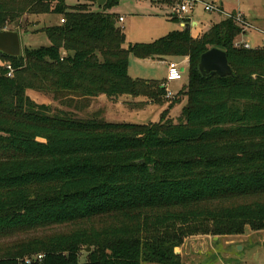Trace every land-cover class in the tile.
Returning <instances> with one entry per match:
<instances>
[{
	"label": "trees",
	"instance_id": "1",
	"mask_svg": "<svg viewBox=\"0 0 264 264\" xmlns=\"http://www.w3.org/2000/svg\"><path fill=\"white\" fill-rule=\"evenodd\" d=\"M77 1L0 0V27L26 14L60 17L44 30L48 46L0 54V239L23 236L0 264L38 255L31 264H180L174 250L188 236L264 230V47H235L245 33L231 18L197 38L182 28L125 46L107 12L117 0L95 11L97 0ZM211 49L226 54L231 77L201 76ZM130 56L186 58L187 86L168 104L163 83L128 77ZM28 91L168 109L148 125L83 120L51 114Z\"/></svg>",
	"mask_w": 264,
	"mask_h": 264
},
{
	"label": "rangeland",
	"instance_id": "2",
	"mask_svg": "<svg viewBox=\"0 0 264 264\" xmlns=\"http://www.w3.org/2000/svg\"><path fill=\"white\" fill-rule=\"evenodd\" d=\"M68 6L78 4L77 0H65ZM107 0H105L104 4ZM179 0H117V4L107 12L123 19L117 22V27L125 34V46L128 44H150L161 39L172 31L179 29V23L189 25L193 38L200 37L208 25L226 19V15L241 14L250 25L245 31L246 36L236 38L237 42L247 44L251 49L264 47L260 31L264 29V0H198L186 13L177 11ZM204 4L219 6L223 14L206 12ZM100 6V7H102ZM94 11L98 6L94 5ZM224 10V11H223ZM226 12V13H225ZM174 16V20L171 18ZM198 23L199 28L191 30L190 21ZM60 17L54 15H24L17 20L8 22L0 30L17 32L21 47V56L27 49H37L48 46L49 41L44 34L46 28L59 23ZM165 63H164V61ZM180 64L183 70L181 81L170 83L167 90L174 98L164 99L165 102L176 99L177 95L187 86L189 67L182 57H165L161 60H138L129 57L128 77L132 80L153 81L165 84L168 62ZM5 63V62H3ZM7 64V63H5ZM27 96L38 105L49 107L55 115L64 112L78 119L97 118L108 123L132 125H148L160 122L162 113L168 109V104L162 105L147 102L143 98L132 99L122 97L117 102L109 101L104 95L91 100H77L71 95L54 97L43 92L28 91ZM186 99L180 101L168 110L167 118L177 121L181 115ZM65 230L54 229L53 232ZM41 235V232H37ZM23 236L0 239V257L5 249ZM180 258V264H264V230L254 231L246 228L242 235L212 237L211 235H193L186 237L182 244L174 250ZM87 254L81 252L80 263L86 261ZM33 259V257L31 258Z\"/></svg>",
	"mask_w": 264,
	"mask_h": 264
},
{
	"label": "water",
	"instance_id": "3",
	"mask_svg": "<svg viewBox=\"0 0 264 264\" xmlns=\"http://www.w3.org/2000/svg\"><path fill=\"white\" fill-rule=\"evenodd\" d=\"M104 2L105 0H97L96 5L100 7ZM183 28H189V25H183ZM0 54L11 58L21 56L19 34L17 32L0 30ZM198 71L202 77L227 78L232 76L226 54L218 49H211L201 55ZM85 252L89 253L90 248H86Z\"/></svg>",
	"mask_w": 264,
	"mask_h": 264
},
{
	"label": "built area",
	"instance_id": "4",
	"mask_svg": "<svg viewBox=\"0 0 264 264\" xmlns=\"http://www.w3.org/2000/svg\"><path fill=\"white\" fill-rule=\"evenodd\" d=\"M197 1L198 0H181L177 8L178 13L180 14L186 13L189 9L193 7V4L196 3ZM204 10L210 13L217 12V13L223 14V12L219 9V6L217 5L204 4ZM226 18L233 19V21L241 27L243 33H245L246 30H249L251 28L250 25L244 20L241 14H237L235 16L226 15ZM121 21H122V18L119 19V22ZM260 34L262 35L263 43H264V29L260 31ZM235 47H238V48L243 47L245 49H251L247 44H243L240 42H236ZM166 66H167V74H166V80L164 84L166 88L165 98L169 100L174 97L172 96L170 92H168L167 85L170 83L181 81V77H182L181 75H182L183 70L180 68V64L171 62V61L166 63ZM7 69L10 70V67L8 66ZM8 77H11V73L8 74ZM41 258L42 257L38 255V256L33 257V259H26L25 264H31L32 261H40Z\"/></svg>",
	"mask_w": 264,
	"mask_h": 264
},
{
	"label": "crops",
	"instance_id": "5",
	"mask_svg": "<svg viewBox=\"0 0 264 264\" xmlns=\"http://www.w3.org/2000/svg\"><path fill=\"white\" fill-rule=\"evenodd\" d=\"M180 1L181 0H179V3H180ZM219 6H220V4H219ZM221 7V9H223V7L222 6H220ZM224 11V10H223ZM226 13V12H225ZM121 17H119V18H117V22L118 23H122L123 22V19H122V21L121 22H119V19H120ZM172 20H174L175 18H174V16L171 18ZM221 21V20H220ZM219 21V22H220ZM216 24V23H215ZM183 25H186L185 23H182V22H180L179 23V29L178 30H180V29H182L183 28ZM212 25H214V24H212ZM211 24L210 25H208L207 27H206V29L202 32V34L203 33H205V32H207L208 31V29L212 26ZM190 26L192 27V29L191 30H196V29H198L199 28V26H198V23L197 22H195V21H190ZM190 32H192V31H190ZM125 35V34H124ZM247 34H243L242 36H246ZM125 39H126V37H125ZM242 43V42H241ZM258 48V47H257ZM185 60L187 61V59L185 58ZM144 61H150V59H148V60H144ZM164 61V60H163ZM164 63H165V61H164Z\"/></svg>",
	"mask_w": 264,
	"mask_h": 264
}]
</instances>
